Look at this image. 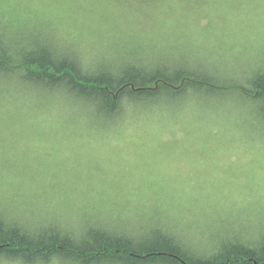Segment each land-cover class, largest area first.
<instances>
[{
  "label": "clouds",
  "instance_id": "9594fccd",
  "mask_svg": "<svg viewBox=\"0 0 264 264\" xmlns=\"http://www.w3.org/2000/svg\"><path fill=\"white\" fill-rule=\"evenodd\" d=\"M97 79L140 87L77 83ZM12 234L31 248L0 264H84L42 242L97 236L164 241L192 264L228 246L264 254V0H0Z\"/></svg>",
  "mask_w": 264,
  "mask_h": 264
},
{
  "label": "trees",
  "instance_id": "16d2710c",
  "mask_svg": "<svg viewBox=\"0 0 264 264\" xmlns=\"http://www.w3.org/2000/svg\"><path fill=\"white\" fill-rule=\"evenodd\" d=\"M41 72L53 78H58L61 73L67 75L64 66H45L42 63L36 64ZM80 87L93 88L101 92L109 93L114 87L137 89L134 79H129L119 85H112L105 79L94 81H77ZM259 91V89H258ZM52 245H57L60 250L73 252L85 257L84 264H103L105 259L116 261L117 264H192L177 249L164 241H155L147 246L130 249L121 240H110L103 236L94 237L90 246L84 249H73L67 242H59L50 239L42 242V249L46 250ZM31 248L29 241L12 235H0V253L15 254L17 251L27 252ZM216 264H264V254L257 255L255 252L243 247H226L217 257Z\"/></svg>",
  "mask_w": 264,
  "mask_h": 264
}]
</instances>
